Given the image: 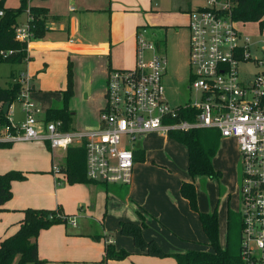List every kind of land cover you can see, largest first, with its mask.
<instances>
[{
    "label": "built area",
    "instance_id": "built-area-1",
    "mask_svg": "<svg viewBox=\"0 0 264 264\" xmlns=\"http://www.w3.org/2000/svg\"><path fill=\"white\" fill-rule=\"evenodd\" d=\"M227 2L210 0L188 12L189 89L198 93L196 101L177 107L168 103L162 42L146 38L139 28L135 65L107 74L97 129L72 131L65 130L61 120L41 121L37 118L40 109L28 99L29 78L19 71L11 82L21 86L15 101L24 119L14 123L9 105L8 124L0 129V141H37L64 151L82 145L89 180L129 185L135 162L130 144L138 135L216 129L220 137H232L238 145L240 244L247 253V264H264V37L252 40L243 36ZM14 35L29 44L33 36L28 21L17 23ZM249 66L251 70H247ZM181 109L192 116L179 117ZM53 170L60 171V166L54 165ZM68 220L75 225V217Z\"/></svg>",
    "mask_w": 264,
    "mask_h": 264
},
{
    "label": "crops",
    "instance_id": "crops-1",
    "mask_svg": "<svg viewBox=\"0 0 264 264\" xmlns=\"http://www.w3.org/2000/svg\"><path fill=\"white\" fill-rule=\"evenodd\" d=\"M143 1V5H138L136 1L118 4L114 0H41L37 2L39 5L36 6L46 7L48 11L45 19L46 30L42 37L32 38L27 46L29 60L23 64L27 71L15 69L13 74L23 71L29 79L31 77V85L35 89L33 79L45 81L49 78L52 83L58 82V72L55 69L58 58L62 60L67 54L85 55L84 83L80 92L85 102L84 126L76 129L72 118L70 130L83 132L97 129L99 112L105 102L106 79L109 70L132 68L135 65L137 29H144L143 35L146 31L156 30L153 27L155 25L140 26L138 22L146 18L147 21L150 19L149 22L152 24H159L154 21L155 18L169 15L166 11L153 7L152 2ZM19 3L20 0L3 1V5L9 8H16ZM199 7L204 6L191 7L189 4L185 11L187 20L188 12ZM24 13V21L18 20V23H25L29 20L30 13L28 14L27 11ZM114 13H117L123 20H130L129 18L133 17L135 21L133 20L134 23H132V31L134 26V32L128 31L119 37L115 33L113 23L109 29L111 33L108 39L103 37L99 29L101 22L106 17H110V14L113 20ZM149 35L144 36L151 39ZM163 46L162 44V49ZM62 72L60 66L61 79H63ZM11 80L12 78L6 86ZM65 87L66 85L62 90ZM13 103L11 104V115L14 123H18L24 119V113L18 103L17 111L21 114V118H15L16 108ZM51 107L60 106H50L48 109ZM40 112L37 118L44 121L45 116H40ZM71 113L75 116V112L71 111ZM147 134L165 136L168 139V134L163 132L140 135L146 136ZM10 143L8 147L0 148V174L18 170L26 174V179L11 182L12 197L0 206V240L18 229L17 223L23 217L22 210L27 207L55 209L60 206L62 210L65 209L71 214L80 207L82 209L78 211L79 214L74 215L76 219L74 226L57 224L39 233L37 237L38 256L50 264L70 262L101 264L106 243L111 242L117 247L121 246L118 240L112 239L105 233V229L102 228L103 231L100 233L102 235H100L97 229L92 231V227L88 228L84 225V218H87L84 215L92 213L94 207L100 205L103 198L106 199L109 207L111 201L115 202L112 212L121 219L120 221L139 223L144 220L146 226L142 230L143 237L156 239L164 249L169 247V240L173 239L169 237L170 230L181 234L182 222L178 221L177 210L183 208L186 211L188 203L179 192L181 183L172 188L167 185L153 187L151 183L136 176V169L134 175L135 164L144 159L143 149L132 147L136 158L133 166V180L128 186L122 188L117 184H68L64 173L53 170L54 165L61 167L65 164L64 150V152H57L58 149H51L48 144L37 141ZM190 180L191 178L185 181ZM93 236H98V238ZM136 250L138 251L137 248ZM104 264H176V261L174 263L172 260L152 258L138 251L123 260H108Z\"/></svg>",
    "mask_w": 264,
    "mask_h": 264
},
{
    "label": "rangeland",
    "instance_id": "rangeland-1",
    "mask_svg": "<svg viewBox=\"0 0 264 264\" xmlns=\"http://www.w3.org/2000/svg\"><path fill=\"white\" fill-rule=\"evenodd\" d=\"M116 3L132 2L136 1L138 5H143V0H114ZM152 2V6L156 9L166 11L169 15H164L155 18L154 21L159 24H152L150 19L146 18L138 22L140 26H153L156 30L154 32L146 31L144 35H151V39L160 40L162 42L163 51L167 58V66L165 72V98L172 107L184 105L187 102H194L198 98V93L194 89H189V66H188V46H189V30L187 27V17L185 11L189 4L191 7L205 6L210 0H147ZM37 2L41 0H28V5H39ZM221 4H228L227 0H219ZM19 6V5H18ZM17 6V7H18ZM115 6V5H114ZM116 9V8H115ZM108 11V10H107ZM113 12V11H112ZM111 13V11H110ZM25 13L19 15L18 20L24 21ZM130 20H123L114 13L112 20V14L110 17H106L101 22L100 30L101 35L108 39L109 29H111L114 23L115 33L120 37L132 31L133 17ZM135 21V20H134ZM235 27L245 37H249L252 40L262 39L264 37V29H260L257 22H241L236 21ZM90 29V28H89ZM88 29V30H89ZM135 27L133 26L134 32ZM99 33V32H98ZM149 35V36H150ZM33 38V37H32ZM32 40V39H31ZM85 55H64L63 59L56 60V71L58 72V82H51V79H33L35 89L31 85V77L29 79V92L28 99L36 104L41 112L40 116L44 117L46 111L50 106H61L63 104L62 88L67 82V63L68 59L72 61L73 72V91L74 96L69 100L68 108L75 112L73 116V126L76 129H81L84 126L83 123V110L85 102L81 98L80 92L82 84L84 83V63L86 61ZM87 58V57H86ZM22 64H12L2 62L0 63V87H5L10 79L11 72H15V69H22L24 71L26 67ZM60 66L62 69L63 79H61ZM247 70H251L249 66ZM78 79V83H76ZM16 108L15 118L20 119L21 114L18 110V102L13 103ZM10 116V114H8ZM12 116V115H11ZM139 136V135H138ZM133 141L130 146L134 149L141 148L144 150V159L138 161L134 167V175L136 169V176L142 178L147 183H151L153 187H159L161 185H167L169 187H175L181 181L190 179L187 172V151L184 144L175 141L165 136L140 135ZM57 152H64L62 149H58ZM212 164L215 170L220 171L219 179H211L207 177L194 178V184L196 185L197 194V208L200 212H210L216 210L218 216V242L220 247L224 248L227 238V226L226 215L227 211H233L239 214L240 209V195H239V150L237 142L232 137H220L219 149L212 159ZM140 167H137L139 166ZM63 175V174H62ZM63 177V176H62ZM133 180V178H132ZM125 188L128 185H120ZM106 199L103 198L100 205L95 206L93 212L84 215V225L88 228L92 227V231L97 229L98 234L102 233L105 229V233L112 239L119 241V247L117 249H124L129 252L130 256L138 253L132 239L129 236L122 235L119 231L120 218L112 212L115 202L111 201L110 207L108 203L106 205ZM84 207V206H82ZM82 208H77L74 213H67L65 209L63 212L70 217L78 215V211ZM178 221L182 222L181 234H176L170 230L169 247L162 250L166 253L183 252L190 249L212 251L213 247L209 245L206 234L204 233L198 212L193 210L187 203V209L178 208ZM69 219V218H68ZM144 221V220H143ZM146 224V223H145ZM70 226L69 220L66 223ZM103 228V229H102ZM173 236H172V234ZM102 235V234H100ZM94 237V236H93ZM154 239V238H153ZM241 232L240 229L237 233L236 226L233 224L229 232V244L236 250L240 246ZM127 258V257H126ZM160 260H172L171 256H152ZM19 255H17L15 261L17 262ZM42 260V259H41ZM123 260V259H122ZM40 264H50L45 260H42ZM66 264H83L79 262H70Z\"/></svg>",
    "mask_w": 264,
    "mask_h": 264
},
{
    "label": "trees",
    "instance_id": "trees-1",
    "mask_svg": "<svg viewBox=\"0 0 264 264\" xmlns=\"http://www.w3.org/2000/svg\"><path fill=\"white\" fill-rule=\"evenodd\" d=\"M0 0V63L21 64L29 60L28 44L15 39L14 29L18 17L29 10V28L33 38H40L45 32V19L48 11L43 6H30L28 0H20L19 6L9 8ZM229 14L235 21L257 22L260 29H264V0H228ZM14 72H11L10 78ZM72 62L67 63V84L62 90L63 104L60 107L47 109L45 122L61 120L63 128L70 130L73 115L68 108L69 100L73 96ZM21 86L19 83L10 82L5 87H0V129L8 124L7 113L3 106L10 105L16 100ZM192 112L181 109L179 117H190ZM168 136L185 145L188 154L187 172L190 181H182L179 192L188 201L189 206L198 212L202 229L206 234L212 251L190 249L184 252L166 253L154 239H145L142 234L145 222L120 221L119 231L122 235L129 236L135 247L142 254L149 256H171L176 264H247V253L240 244L234 250L229 244L230 228L234 224L237 233L241 228V219L238 213L228 210L226 215L227 238L224 248L218 242V216L216 210L200 212L197 208V194L193 179L207 177L219 179L220 171L215 170L212 159L219 148L220 134L213 128L191 129L188 131H169ZM10 142L0 141V148L10 146ZM143 158V157H142ZM134 159H136L134 157ZM65 174L68 184L87 183L94 184L86 176L85 150L82 145L70 146L65 150V164L60 167ZM26 179V174L18 170H10L0 174V206L12 197L11 182ZM23 217L18 221V229L11 235L0 240V264H40L38 256L37 237L42 230L53 225L66 224L69 215H66L60 206L55 209L27 207L22 210ZM94 238H98L95 236ZM124 249H117L108 242L104 246L101 264L108 260H122L129 256ZM19 255L16 262L15 259Z\"/></svg>",
    "mask_w": 264,
    "mask_h": 264
},
{
    "label": "water",
    "instance_id": "water-1",
    "mask_svg": "<svg viewBox=\"0 0 264 264\" xmlns=\"http://www.w3.org/2000/svg\"><path fill=\"white\" fill-rule=\"evenodd\" d=\"M9 105H10V103L7 102V103H5L4 106H3V112H4L5 114L7 113V110H8Z\"/></svg>",
    "mask_w": 264,
    "mask_h": 264
}]
</instances>
